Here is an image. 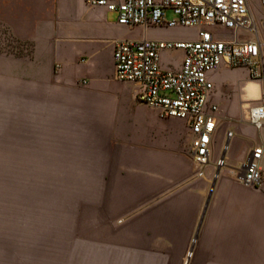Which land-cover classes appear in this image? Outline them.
<instances>
[{
    "label": "crops",
    "instance_id": "0c3cea01",
    "mask_svg": "<svg viewBox=\"0 0 264 264\" xmlns=\"http://www.w3.org/2000/svg\"><path fill=\"white\" fill-rule=\"evenodd\" d=\"M0 22L32 46L25 58L0 55L9 77H24L28 95L60 96L63 121L42 123L57 130L43 150L105 154L69 188L0 183V264H264V189L228 167L197 177L185 123L159 118L137 84L114 79L113 43L135 28L84 0H0ZM240 91L242 108L260 95L253 81ZM232 127L247 137L245 156L256 131Z\"/></svg>",
    "mask_w": 264,
    "mask_h": 264
},
{
    "label": "built area",
    "instance_id": "2783aa9c",
    "mask_svg": "<svg viewBox=\"0 0 264 264\" xmlns=\"http://www.w3.org/2000/svg\"><path fill=\"white\" fill-rule=\"evenodd\" d=\"M84 1L115 13L117 24L131 29H196L192 40L142 37L114 41V79L137 84L139 102L159 118L173 117L185 123L197 177L209 166L228 167L244 186L264 189V0H256L257 9L249 0ZM30 49L26 44V52ZM177 50L182 51L178 66L162 67L161 54ZM221 66L245 69L260 88L259 98L243 108L244 123L260 137L251 143L237 168L228 165L224 157L234 131L225 130L216 145L221 107L210 74ZM191 257L189 249L185 262Z\"/></svg>",
    "mask_w": 264,
    "mask_h": 264
},
{
    "label": "rangeland",
    "instance_id": "374dc122",
    "mask_svg": "<svg viewBox=\"0 0 264 264\" xmlns=\"http://www.w3.org/2000/svg\"><path fill=\"white\" fill-rule=\"evenodd\" d=\"M249 1L252 7L257 9L256 0ZM0 24V55L16 58L30 55L32 48L26 52L25 45L32 46L28 42L18 40L10 33L8 25L1 22ZM172 33H176L181 39L192 40L195 38L196 29L135 27L127 36L133 39H169L167 36ZM13 41L15 44H12ZM180 56L179 51L166 52L167 61L173 66L179 62ZM8 70V66L0 64V183H44L51 184V189L69 188L68 184L80 183L85 170L95 166L98 157H104L105 154H56L57 152L44 151L43 146L48 147L49 144H43L42 140L57 130H53L49 125L43 129L42 123L50 122L51 126L56 128L63 121L57 117L58 113H62L57 110L60 96L51 93L28 95L26 92L30 87L26 79H11ZM213 74L215 76L211 79L216 90V100L221 107L219 138L216 144L219 145L220 135L225 130L235 132L236 129L232 125H247L243 121L242 104L245 102L241 101L240 89L246 82L253 80L243 68L230 69L221 66ZM50 85L54 83L50 81ZM246 103H254V100ZM254 135L260 137L258 132ZM246 138L239 134L231 138L230 141L235 142V145L231 147V143L225 151L226 156L233 154L232 160L228 162L231 167L237 168L242 164V148L248 142ZM63 193L68 195L69 192H61Z\"/></svg>",
    "mask_w": 264,
    "mask_h": 264
},
{
    "label": "bare ground",
    "instance_id": "6f19581e",
    "mask_svg": "<svg viewBox=\"0 0 264 264\" xmlns=\"http://www.w3.org/2000/svg\"><path fill=\"white\" fill-rule=\"evenodd\" d=\"M248 91H249V94H250L251 96L254 95V94L256 93L255 86L252 85V84H250V85L248 86ZM254 101H255V100H254Z\"/></svg>",
    "mask_w": 264,
    "mask_h": 264
}]
</instances>
